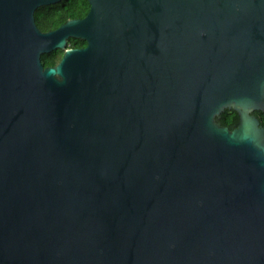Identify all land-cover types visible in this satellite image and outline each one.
I'll return each mask as SVG.
<instances>
[{
  "label": "water",
  "instance_id": "obj_1",
  "mask_svg": "<svg viewBox=\"0 0 264 264\" xmlns=\"http://www.w3.org/2000/svg\"><path fill=\"white\" fill-rule=\"evenodd\" d=\"M59 1L0 0V264H264V0Z\"/></svg>",
  "mask_w": 264,
  "mask_h": 264
},
{
  "label": "trees",
  "instance_id": "obj_2",
  "mask_svg": "<svg viewBox=\"0 0 264 264\" xmlns=\"http://www.w3.org/2000/svg\"><path fill=\"white\" fill-rule=\"evenodd\" d=\"M89 9V0H61L57 3L39 6L35 12L36 22L42 30H50L58 27L69 18L84 17ZM69 43L74 47L86 45L87 41L80 37H71ZM61 52L60 48H56L50 52L42 53L43 64L48 66L57 63ZM255 113L264 125V110H256ZM218 119L222 123L232 127L238 124L239 113L234 108H226Z\"/></svg>",
  "mask_w": 264,
  "mask_h": 264
},
{
  "label": "flooded vegetation",
  "instance_id": "obj_3",
  "mask_svg": "<svg viewBox=\"0 0 264 264\" xmlns=\"http://www.w3.org/2000/svg\"><path fill=\"white\" fill-rule=\"evenodd\" d=\"M68 44H69V43H68ZM83 46H84V45H83ZM75 47H76V46H75ZM79 47H81V46H79ZM60 49H61V48H60ZM61 50H62V52L60 53V54H61L60 58L62 57V55H63V52H64V50H63V49H61ZM60 58H59V60H60ZM59 60H58V61H59ZM58 61H57V62H58Z\"/></svg>",
  "mask_w": 264,
  "mask_h": 264
},
{
  "label": "rangeland",
  "instance_id": "obj_4",
  "mask_svg": "<svg viewBox=\"0 0 264 264\" xmlns=\"http://www.w3.org/2000/svg\"><path fill=\"white\" fill-rule=\"evenodd\" d=\"M68 46H71V43H69ZM71 47H73V46H71Z\"/></svg>",
  "mask_w": 264,
  "mask_h": 264
}]
</instances>
